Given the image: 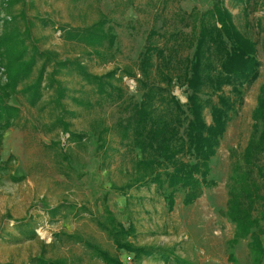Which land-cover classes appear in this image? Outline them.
Returning a JSON list of instances; mask_svg holds the SVG:
<instances>
[{
	"label": "rangeland",
	"instance_id": "obj_1",
	"mask_svg": "<svg viewBox=\"0 0 264 264\" xmlns=\"http://www.w3.org/2000/svg\"><path fill=\"white\" fill-rule=\"evenodd\" d=\"M214 1L26 0L16 7V13L25 12L26 19L31 21L37 18L52 21L53 25L43 28L38 24L32 31L34 43L42 50L57 52L62 59H80L95 75L115 68L121 69L120 72L128 68L138 73L139 58L152 29H176L189 35L192 21L185 23L180 17L194 9L205 11ZM225 5L233 13L238 27L258 42L261 69L260 78L245 88L243 104L231 115L226 135L212 160L210 179L215 184L204 188L201 198L191 206L184 205L185 193L181 190L173 211L169 210L165 199L155 193L154 186L131 191L130 199L114 193L111 183L123 184L128 179L124 172L131 167V155L113 133L112 145L120 153L111 151L106 168H103L95 153L91 127L101 120L113 126L118 117L117 108L78 77H60L69 89L68 96L76 99L65 101L66 109L77 113L73 119L65 115L66 121L71 122L72 132L86 136L77 144L69 140L62 128L50 131L55 120L53 105H49L53 92L46 91L36 108L29 106L26 98L19 94L10 100L11 105L20 109V115L0 143V264H34L38 257L64 260L67 264H104L84 245L68 237L70 235L101 246L123 263L132 258L131 264H136L133 254L119 252L107 234L92 222L90 214L78 210L83 206L100 217L104 213L105 195L118 221L126 227L131 223L136 227V236L130 239L136 245L174 248L176 256L190 264H251L252 255L246 240L229 247L236 227L226 213L229 177L234 163L242 158L252 139V116L264 85V34L257 26L264 21V0H254L248 12L241 0H225ZM102 17H106L117 38L114 49L106 50L107 62L94 55L90 57L92 49L86 45L66 42L61 37L63 26L86 27ZM3 19L10 20V16L1 15L0 35ZM247 22L250 27L246 26ZM191 53L192 50H188L184 55ZM7 83L8 79L0 74V86ZM123 88L127 97L135 95L137 100L141 99L135 80L124 78ZM175 95L186 102L185 88L176 87ZM206 119L211 122L208 112ZM74 205L77 209L71 210ZM61 206L64 207L60 214L54 216L50 212ZM32 230L37 237L29 240ZM143 264L164 263L153 257L145 259ZM169 264L177 262L172 259Z\"/></svg>",
	"mask_w": 264,
	"mask_h": 264
},
{
	"label": "trees",
	"instance_id": "obj_2",
	"mask_svg": "<svg viewBox=\"0 0 264 264\" xmlns=\"http://www.w3.org/2000/svg\"><path fill=\"white\" fill-rule=\"evenodd\" d=\"M25 1L0 0V17L4 14L10 16V20L1 21L0 74L8 79V83L0 86V143L20 115V109L11 105L10 100L19 94L26 98L29 106L36 108L46 91L53 92L49 105H53L55 120L50 131L62 128L69 140L82 143L86 135L72 132V124L65 117H77L76 112L65 106L68 98L76 99L68 96L69 89L60 78L75 76L93 87L103 100L114 103L118 111L113 126L101 120L91 127L95 153L103 168H106L111 151L120 153L112 145L113 133L131 155V167L124 172L128 179L123 184L113 181L111 190L130 199L131 191L154 186L155 193L165 199L170 211L174 210L178 193L182 190L184 205H194L203 195L204 188L215 184L210 179L211 163L226 135L231 115L243 104L245 88L260 78L259 44L238 27L225 0H215L205 11L194 9L180 17L185 23L192 21L189 35L176 29H152L139 58L138 73L128 68L120 72L121 69L115 68L103 75L91 73L80 59H62L59 53L42 50L35 44L33 29L38 24L47 28L53 23L42 18L31 21L26 19L25 12L16 13V7ZM93 1L102 3L105 0ZM253 1L241 0L246 4V12ZM246 26L251 24L247 22ZM257 26L264 34V21ZM60 32L66 42L91 48L90 57L94 55L102 62L108 60L106 50L112 51L116 46L117 38L106 17L86 27L63 26ZM161 40H164L163 45ZM184 49L187 51L183 52ZM188 50L192 53L184 55ZM262 52L264 54V38ZM124 78L136 81L140 100L135 95L127 97ZM176 87L185 88L186 102L175 95ZM206 112L210 115V123ZM252 119V139L242 158L234 163L229 177L226 214L236 227L229 247L246 240L252 255L251 264H264V85ZM103 203L104 213L100 217L83 206L78 210L90 214L92 222L107 234L119 252L133 254L136 264H143L145 259L153 257L164 264H169L172 259L177 264H190L179 259L174 248L133 243L130 239L136 236V227L132 223L126 227L118 221L107 205V195ZM75 206L71 210L77 209ZM63 207L50 212L58 215ZM36 237L35 230L28 235L29 240ZM68 237L84 245L104 264L132 262L131 258V262L123 263L101 246L78 236ZM34 262L67 264L64 260L44 257H38Z\"/></svg>",
	"mask_w": 264,
	"mask_h": 264
},
{
	"label": "built area",
	"instance_id": "obj_3",
	"mask_svg": "<svg viewBox=\"0 0 264 264\" xmlns=\"http://www.w3.org/2000/svg\"><path fill=\"white\" fill-rule=\"evenodd\" d=\"M2 73H3V72H2ZM127 260H128V261H127L128 263L131 262V258H128Z\"/></svg>",
	"mask_w": 264,
	"mask_h": 264
}]
</instances>
